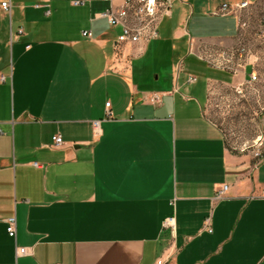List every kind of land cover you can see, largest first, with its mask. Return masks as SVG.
<instances>
[{
    "label": "crops",
    "instance_id": "1",
    "mask_svg": "<svg viewBox=\"0 0 264 264\" xmlns=\"http://www.w3.org/2000/svg\"><path fill=\"white\" fill-rule=\"evenodd\" d=\"M243 1L173 0L156 39L117 53L104 0H0V264H264V158L206 115L213 87L264 93L253 66L209 58L239 42L238 11L218 7ZM259 129L264 147V109Z\"/></svg>",
    "mask_w": 264,
    "mask_h": 264
},
{
    "label": "built area",
    "instance_id": "2",
    "mask_svg": "<svg viewBox=\"0 0 264 264\" xmlns=\"http://www.w3.org/2000/svg\"><path fill=\"white\" fill-rule=\"evenodd\" d=\"M47 2L48 0H43ZM108 3L107 8L102 11L99 16L105 18L110 26L119 27L120 32L116 37L114 48L116 52H120L123 45H134L147 43L158 37L159 24L163 17L170 16L173 7V0H119L115 2L114 0H104ZM80 1H74L75 4ZM264 2V0H262ZM252 2L243 1L236 5H231L227 3L221 4L218 9V14H228L238 11L240 8L249 6ZM1 7L8 11V2H2ZM19 33L22 30L19 29ZM82 35L87 38H92V33L90 30H83ZM244 51L243 47L239 46V43L226 50H218L215 53H209V58L211 61L219 66L228 68L236 72L238 68L245 65L242 61V53ZM252 66V65H251ZM257 74H250V80L254 81ZM190 82L196 80L195 76L190 75L188 77ZM238 90V88L236 89ZM150 101L159 102L160 95L151 94ZM112 117V112L110 109V102L105 103V112L103 119H109ZM102 119L93 120L91 123L92 132L94 137H98L101 134L100 123ZM52 142L54 145H62L63 139L60 134H55L52 136ZM264 145V139H263ZM258 143V146L252 151L253 157L255 158V164H258L264 158V147ZM38 165V163H34ZM228 185H221L216 193L215 199L224 198L227 192ZM7 226L6 231L9 237L15 238L16 236V219L15 217H10L6 220ZM203 228L208 232L212 231L211 228V218L206 217L203 222ZM161 229L169 230L171 233L175 229V218L174 216H169L165 218L161 223ZM30 250L26 247H20L17 249V254H29ZM157 264H167L166 260H160Z\"/></svg>",
    "mask_w": 264,
    "mask_h": 264
},
{
    "label": "rangeland",
    "instance_id": "3",
    "mask_svg": "<svg viewBox=\"0 0 264 264\" xmlns=\"http://www.w3.org/2000/svg\"><path fill=\"white\" fill-rule=\"evenodd\" d=\"M238 16V43L244 48L241 61L252 65L256 73L264 74V2L252 1L249 6L238 10ZM176 58L178 60V56ZM184 58L187 60L182 66L185 73H180L182 79L199 65L189 54ZM263 109L264 93L255 85L243 86L241 90L230 86H217L210 91L206 115L222 130L229 148L253 151L262 138L259 117Z\"/></svg>",
    "mask_w": 264,
    "mask_h": 264
}]
</instances>
